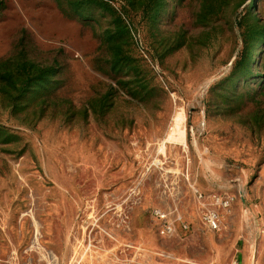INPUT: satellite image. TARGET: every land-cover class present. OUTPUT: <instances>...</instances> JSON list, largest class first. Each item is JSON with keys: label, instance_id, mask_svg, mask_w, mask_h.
Segmentation results:
<instances>
[{"label": "rangeland", "instance_id": "obj_1", "mask_svg": "<svg viewBox=\"0 0 264 264\" xmlns=\"http://www.w3.org/2000/svg\"><path fill=\"white\" fill-rule=\"evenodd\" d=\"M0 264H264V0H0Z\"/></svg>", "mask_w": 264, "mask_h": 264}, {"label": "built area", "instance_id": "obj_2", "mask_svg": "<svg viewBox=\"0 0 264 264\" xmlns=\"http://www.w3.org/2000/svg\"><path fill=\"white\" fill-rule=\"evenodd\" d=\"M206 219L208 221V224L210 226V228H218L219 226V217L217 214H215V212H209L206 215Z\"/></svg>", "mask_w": 264, "mask_h": 264}]
</instances>
